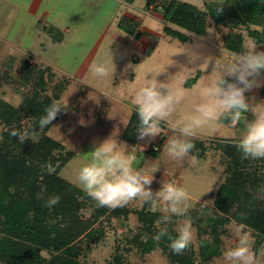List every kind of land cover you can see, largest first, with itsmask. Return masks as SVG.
Returning <instances> with one entry per match:
<instances>
[{"label": "rangeland", "instance_id": "1", "mask_svg": "<svg viewBox=\"0 0 264 264\" xmlns=\"http://www.w3.org/2000/svg\"><path fill=\"white\" fill-rule=\"evenodd\" d=\"M39 1L37 11H31L26 19L29 26L24 29L20 42L13 34L0 38V61L7 54L15 56L6 68L8 75L2 68L0 70V97L19 106L29 88L18 83L24 61L36 62L43 69L47 93L51 94L59 81L66 84L56 101L64 110L47 131L48 136L74 152L59 174L78 187V171L90 160L93 146L110 136L116 137L137 156L138 167L148 171L159 167L153 174L155 179L151 187L154 191L164 180L184 187L189 193L187 218L191 219L195 230L191 246L197 257V224L202 225L200 220L213 212L215 192L226 175L217 141L235 142L245 122L253 119L252 113H242L235 124L232 121L213 122L200 129L194 139H200L206 145L202 159L190 153L184 160H172L165 152L168 138L174 135L170 126L182 124L190 114L188 101L181 102L169 120L161 123L159 135L151 142L138 139L132 145L123 140L121 134L131 112L136 110L134 91L152 82L155 76L159 82H171L173 88L190 91L210 76L214 63L228 62L236 55L222 46L221 35L226 33V27L215 25L208 19L203 35L192 34L188 41L182 42L165 34L160 12L147 8L145 0H30L31 6ZM180 1L202 8L205 1L212 0ZM43 11L49 15L45 17ZM16 18L20 20V15ZM13 22L19 23L18 20ZM12 26L10 32L14 31ZM49 28L51 32L60 31L63 39L54 42L48 33ZM244 45L245 48L264 50V44H255L247 37ZM94 63L104 64L110 73L115 68L113 76L94 77L90 72ZM196 75V82L186 87L184 83ZM261 79L264 80V73ZM245 97L250 105L264 104V86L245 92ZM2 128L0 125V132ZM149 149L155 153L148 152ZM141 206V202L133 201L126 207L135 210ZM203 207L209 210L204 212ZM84 214L87 217L90 213L87 210ZM181 219L173 217L174 231ZM139 225L133 212L127 217L98 221L96 226L101 227L103 236L99 241L89 242L91 250L84 259L89 264H108L119 251L125 264H173L160 248L141 253L129 247L127 240L138 232ZM236 227L249 230L230 221L226 225L227 233L221 236L220 254L206 264H217L224 248L232 242L231 231ZM251 233L255 239V234ZM261 246L264 241L256 249Z\"/></svg>", "mask_w": 264, "mask_h": 264}, {"label": "trees", "instance_id": "2", "mask_svg": "<svg viewBox=\"0 0 264 264\" xmlns=\"http://www.w3.org/2000/svg\"><path fill=\"white\" fill-rule=\"evenodd\" d=\"M220 4L219 0L205 1L199 8L180 0H145L147 8L160 12L165 34L179 41H188L192 34L203 35L210 19L215 25L226 27L221 43L228 52L237 54L245 49V37L255 44H264V0H223ZM218 8L222 11L218 12ZM48 33L54 42L63 39L60 31L51 32L49 28ZM14 59L12 54L2 58L0 70L2 68L4 74L8 75L6 68ZM43 76V69L36 62L24 61L18 83L29 88L19 106L0 97V125L3 127L0 132L2 264H89L85 260L91 250L89 242L99 241L103 236V230L96 223L127 217L132 212L140 225L138 232L127 240L129 247L141 253L160 248L173 264H206L218 256L221 236L227 233L226 225L230 221L242 224L255 234V248L264 241V196L260 194V189L264 188V159H243L231 140L217 141L226 175L215 192L213 212L200 220L202 225L197 224V257L192 246L183 254L170 249V240L176 236L172 228L173 218L166 226H161L166 228L161 239L158 242L153 239L160 231L156 226L160 213H152L149 205L142 204L135 210L126 206L98 207L84 191L59 174L74 152L48 136L50 126L41 131L36 124L45 114V108L57 101L66 86L59 81L49 94ZM197 77H192L184 85L191 86ZM231 121L225 117L220 123ZM28 124L33 125L39 139L35 144L26 141L20 145L9 131L21 130ZM138 124L137 112L133 110L121 134L127 143L134 145L137 142ZM193 142L195 148L191 154L202 159L206 153L205 143L200 139ZM155 150L149 149L148 152L154 154ZM49 162L56 166L54 174H48L44 168ZM42 187L45 189L44 198L39 195ZM52 195L59 196L60 202L50 210L45 206V200ZM87 210L90 214L85 217ZM208 210V207L202 208L204 212ZM205 235L207 237H203ZM121 256L118 251L108 264H125Z\"/></svg>", "mask_w": 264, "mask_h": 264}, {"label": "clouds", "instance_id": "3", "mask_svg": "<svg viewBox=\"0 0 264 264\" xmlns=\"http://www.w3.org/2000/svg\"><path fill=\"white\" fill-rule=\"evenodd\" d=\"M223 0H221V4ZM220 4V5H221ZM218 12L222 8L217 9ZM131 67V66H129ZM94 77L104 78L114 74L104 64L94 63L90 67ZM264 73V50L258 47L245 48L228 62L212 65L210 76L192 90L173 88L169 82H159L155 78L134 91L135 109L138 115L137 139L151 142L159 135L162 122H166L183 101H188V111L184 122L172 124L170 136L165 145L166 155L172 160H184L195 148L194 138L199 130L210 123L219 124L228 117L235 124L242 113L251 112L253 119L245 122L242 133L234 142V147L243 159H264V104L250 105L245 92L264 86L261 79ZM159 74V73H158ZM64 108L53 102L45 108V114L36 122L42 131L53 125V121ZM7 131V129H3ZM9 135L17 138L20 145L26 141L36 143L39 139L32 124L21 130L12 129ZM90 160L82 165L76 180L81 188L98 207H125L133 201L149 205L152 213H160L156 226L160 228L153 237L159 241L166 233V226L173 217L183 218L178 222L176 236L171 238L169 247L176 254H183L195 239V230L190 218L189 193L184 187L174 183L160 181V187L154 191L151 187L154 173L138 167L137 156L124 142L110 136L98 146H93ZM48 174L56 172L51 162L44 166ZM45 189L39 194L44 198ZM264 196V188L260 189ZM60 202L56 195L48 196L45 206L50 210ZM214 203V201H213ZM232 242L227 245L217 264H264V246L255 248V239L251 231L236 227L231 231Z\"/></svg>", "mask_w": 264, "mask_h": 264}, {"label": "crops", "instance_id": "4", "mask_svg": "<svg viewBox=\"0 0 264 264\" xmlns=\"http://www.w3.org/2000/svg\"><path fill=\"white\" fill-rule=\"evenodd\" d=\"M39 4L40 1L31 6L30 0H0V38H6L10 34H13L16 38L19 37V39L23 38L25 34L24 29H27L29 26L26 19L31 11L32 13L37 11ZM18 14L20 15V20L16 18ZM42 15L47 17L49 12L43 11ZM16 20H18V24L13 22ZM11 25H13L14 31L10 32L9 27Z\"/></svg>", "mask_w": 264, "mask_h": 264}, {"label": "built area", "instance_id": "5", "mask_svg": "<svg viewBox=\"0 0 264 264\" xmlns=\"http://www.w3.org/2000/svg\"><path fill=\"white\" fill-rule=\"evenodd\" d=\"M155 149H157V148L155 147Z\"/></svg>", "mask_w": 264, "mask_h": 264}]
</instances>
